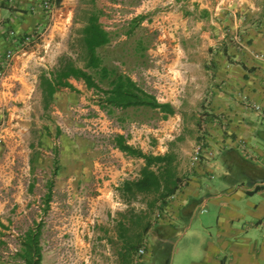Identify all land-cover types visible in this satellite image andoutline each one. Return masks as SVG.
Segmentation results:
<instances>
[{"label": "crops", "instance_id": "crops-1", "mask_svg": "<svg viewBox=\"0 0 264 264\" xmlns=\"http://www.w3.org/2000/svg\"><path fill=\"white\" fill-rule=\"evenodd\" d=\"M67 1L52 0L49 20L39 0H0V264H25L20 242L44 207L48 186L64 194L50 195L45 205L39 264H90L98 234L93 223L111 203L103 199L106 185L144 165L115 140L93 155L63 133L53 150L51 122L65 119L85 85L68 78L76 90L60 87L44 107L40 77L69 53ZM157 2L168 4L162 17L169 26H158L161 34L139 52L144 63L134 72L144 90H158V101L202 108L205 132L201 159L170 194V223L153 230L158 243L145 245L141 256L146 264H174V257L175 264H264V0ZM37 27H45L46 52L37 43L4 65L13 46L7 31L22 35ZM147 132L142 123L114 137L131 144L144 142ZM77 184L87 189L80 196L69 190Z\"/></svg>", "mask_w": 264, "mask_h": 264}, {"label": "rangeland", "instance_id": "rangeland-1", "mask_svg": "<svg viewBox=\"0 0 264 264\" xmlns=\"http://www.w3.org/2000/svg\"><path fill=\"white\" fill-rule=\"evenodd\" d=\"M67 6L72 9L67 31L69 37L67 56L71 57L73 63L79 67L84 65L86 51L81 30L89 13L97 11L100 23L109 35V41L96 48L102 64L110 71L124 75L133 74L135 80L129 77L142 88L137 73L134 72L140 63H144L138 54L147 45H154L155 39L161 34L159 25L169 26L167 18L162 17V12L168 10L166 9L168 4H159L157 0H68ZM88 71L100 88L83 85L81 103L80 101L70 103L72 108L69 109L68 117L66 116L65 119L61 120L57 116L53 118L51 122L55 137L53 150L58 148L56 137L64 133L67 137L76 139L79 148H83L85 152L100 155L111 149L115 133H118L115 128L129 125L136 127L141 126L142 123L145 125L148 132L145 134L144 142L135 140L131 145L145 153L164 155V160L152 165L158 174L164 175L161 187L158 191H141L134 186L130 189L125 187V182L140 178L139 166L127 172L116 182V185L113 183L106 185L103 199L108 198L111 203L104 205L100 220L92 222L98 234L94 244L95 251L93 252L92 248L93 257L89 262L90 264H122L123 260L119 256L121 247L130 248L133 245L130 262L146 264V258L138 255L137 249L140 246L147 245L152 248L156 245L158 239L153 236V230L162 223H170L166 210L170 195L160 196L162 187L174 183L178 187L184 184L191 176L194 164L202 157L200 154L195 158L193 149L195 145L203 144L205 132L201 117L203 109L175 107L174 113H165L157 108L145 106L129 108L112 106L102 101L103 90L109 87L110 79L100 78L95 69ZM145 88V91L156 98L158 95L156 88L148 86ZM130 156L134 159L138 157L131 154ZM53 167L56 168L55 159ZM69 190H73L79 196L87 191L81 184ZM100 192L97 189L89 190L92 195L101 194ZM63 194L64 189L61 188H53L51 192L54 199H61ZM70 199H73L71 194ZM44 210L45 208L40 206L41 212H38L36 219L32 218V226L40 223L41 228L46 229ZM12 225L16 227V222ZM174 258L175 264L176 257Z\"/></svg>", "mask_w": 264, "mask_h": 264}, {"label": "trees", "instance_id": "trees-1", "mask_svg": "<svg viewBox=\"0 0 264 264\" xmlns=\"http://www.w3.org/2000/svg\"><path fill=\"white\" fill-rule=\"evenodd\" d=\"M81 36L83 45L86 51L83 67L75 65L71 57L67 55L61 56L58 60L56 69L49 72L48 75L40 77V85L42 90L44 107L46 108L52 100L53 93L60 87H67L70 90L76 88L68 81V78L73 77L84 81L89 88L99 89L98 82L93 78L88 69H95L98 71L100 78H109V87L104 92L102 101L112 106L120 108H127L130 106L138 107L145 106L150 108H157L165 113H172L173 108L169 103L159 102L154 95L145 91L136 85L129 76L120 72L110 71L102 64L101 58L96 53V48L106 44L109 41L108 32L103 28L99 21V14L97 11L89 13L86 23L82 27ZM116 146L128 154L142 157L144 165L140 169V178L136 181L125 182V187L131 188L134 186L138 190H156L161 187L162 177L158 171L152 168V165L158 161L164 160V155H153L142 152L141 149L126 143L122 136H117L115 139ZM166 178V176H165ZM174 183L171 186H163L159 195L164 197L172 194L177 188ZM51 187L48 186L44 197V208L50 198ZM40 223H35L34 226L28 228L24 232V236L20 244L23 246V258L25 264H39L41 258V246L39 243ZM119 256L123 260L122 264H134L129 260L130 251L133 245L129 247H121Z\"/></svg>", "mask_w": 264, "mask_h": 264}, {"label": "built area", "instance_id": "built-area-1", "mask_svg": "<svg viewBox=\"0 0 264 264\" xmlns=\"http://www.w3.org/2000/svg\"><path fill=\"white\" fill-rule=\"evenodd\" d=\"M39 4L41 6V8L45 11L46 16L49 20L52 19L53 16V2L52 0H39ZM44 32H45V27H37L35 28L32 32L29 33H25L22 35H18L16 34L13 30L9 29L7 31L8 36L12 42V48L9 49L7 51V53L5 54V60L3 61V64L5 65L8 60L12 57V55L14 53H21L23 51L26 50L27 47L33 46L37 43H42V52H46V50L49 47V44L43 43L42 41H40L41 39H43L44 37ZM2 67H0V73H1ZM131 128V125L127 126V127H122L119 126L118 128V132L120 134H122L123 136H126L127 133L129 132ZM0 130H1V123H0ZM2 143V136H1V131H0V144ZM202 145L201 144H197L195 145L193 151L195 154V158L198 157V155H200L202 153ZM145 252V248L144 246H140L137 249V254L138 255H143Z\"/></svg>", "mask_w": 264, "mask_h": 264}]
</instances>
